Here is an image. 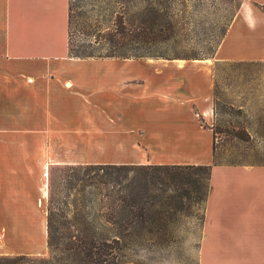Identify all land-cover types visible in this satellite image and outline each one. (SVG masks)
Masks as SVG:
<instances>
[{
	"label": "crops",
	"instance_id": "0c3cea01",
	"mask_svg": "<svg viewBox=\"0 0 264 264\" xmlns=\"http://www.w3.org/2000/svg\"><path fill=\"white\" fill-rule=\"evenodd\" d=\"M238 1L212 58L134 60L69 58V0H0V141L23 140L32 124L41 139L107 141L128 157L96 164L212 165L213 66L264 61V0ZM87 63L118 66L78 68ZM138 63L152 67H125ZM8 145L0 204L25 181L26 150ZM204 217L198 264H264V166L212 165ZM14 232L0 227V253Z\"/></svg>",
	"mask_w": 264,
	"mask_h": 264
},
{
	"label": "trees",
	"instance_id": "16d2710c",
	"mask_svg": "<svg viewBox=\"0 0 264 264\" xmlns=\"http://www.w3.org/2000/svg\"><path fill=\"white\" fill-rule=\"evenodd\" d=\"M83 1L92 9L82 6L76 15L69 0V58H208L180 51L177 35L189 24L178 17V11L187 0ZM234 2L235 12L222 29L218 46L240 6V1ZM258 7L264 12V6ZM73 25L83 38L76 47ZM212 133L214 143L217 132L212 129ZM212 165H63L58 168L60 185L51 177L48 184V253L0 255V264H138L127 259L126 251L148 244L153 231L168 223L165 211L183 209L185 200L204 201L201 188ZM202 173L205 178L193 177Z\"/></svg>",
	"mask_w": 264,
	"mask_h": 264
},
{
	"label": "rangeland",
	"instance_id": "374dc122",
	"mask_svg": "<svg viewBox=\"0 0 264 264\" xmlns=\"http://www.w3.org/2000/svg\"><path fill=\"white\" fill-rule=\"evenodd\" d=\"M72 5L76 15L82 6L85 7L84 10L92 9L83 0H72ZM179 9L178 17L189 24L177 35L182 54L212 58L221 40V31L235 12L234 0H187V6ZM77 30L78 27L73 25L72 44L75 47L83 39ZM127 65L125 67L135 69L137 73H146L152 67L143 63ZM102 66L113 68L118 65L87 63L79 65L78 68L94 69ZM213 68L214 122L211 128L217 133L213 143L212 163L226 166H264V61L216 62ZM25 126L23 140L0 141L8 143V146L23 147L27 154L23 188L8 187L4 190L9 195L2 196V201L6 202L0 204V227L18 233L8 237V248L2 249L5 253L0 255L48 253V184L51 177L55 185H60L58 168L63 165L128 159L114 157L111 144L107 141L103 147L98 148L96 142H93V146L91 143L85 146L80 139L75 138L41 139L40 134L33 129L36 125ZM8 130L22 131L16 125H9ZM193 177L205 178L206 175L195 174ZM204 183L201 188L206 195L204 201L188 204L185 200L183 209L165 211L168 223L161 226L160 230L153 231L149 236L152 239L146 246L127 250V259L138 264H198L210 178Z\"/></svg>",
	"mask_w": 264,
	"mask_h": 264
},
{
	"label": "bare ground",
	"instance_id": "6f19581e",
	"mask_svg": "<svg viewBox=\"0 0 264 264\" xmlns=\"http://www.w3.org/2000/svg\"><path fill=\"white\" fill-rule=\"evenodd\" d=\"M44 203V202H43ZM40 204H41V200H40Z\"/></svg>",
	"mask_w": 264,
	"mask_h": 264
}]
</instances>
